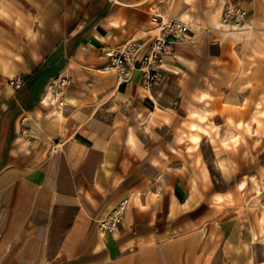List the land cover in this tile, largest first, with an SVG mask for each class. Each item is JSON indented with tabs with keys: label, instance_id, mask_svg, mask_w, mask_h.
Wrapping results in <instances>:
<instances>
[{
	"label": "crops",
	"instance_id": "1",
	"mask_svg": "<svg viewBox=\"0 0 264 264\" xmlns=\"http://www.w3.org/2000/svg\"><path fill=\"white\" fill-rule=\"evenodd\" d=\"M227 3L246 11L233 33L219 28ZM158 17L187 21L188 40L163 63L162 80L141 91L136 70L121 80L104 69V51L133 42L138 57ZM197 46L205 65L198 90ZM240 49L254 63L239 56ZM260 54L264 0H0V264H196L208 258L219 203L207 166L179 154L180 143L162 134L179 124L168 100L177 88L168 80L180 79L174 71L182 68L186 94L210 98V111L223 114L220 129H239L247 119L257 134H244L237 145L264 157V116H255L256 124L222 106L262 95L264 111V88L261 95L254 88L264 64ZM15 75L18 89L6 83ZM56 76L67 83L49 86ZM244 81L251 87H240ZM194 124L188 129L199 127ZM235 144L224 142L227 149ZM122 198V220L113 233H101L96 221Z\"/></svg>",
	"mask_w": 264,
	"mask_h": 264
},
{
	"label": "rangeland",
	"instance_id": "2",
	"mask_svg": "<svg viewBox=\"0 0 264 264\" xmlns=\"http://www.w3.org/2000/svg\"><path fill=\"white\" fill-rule=\"evenodd\" d=\"M225 5L220 11L218 21L221 25L219 28L224 27L225 31L229 33L236 32L243 26L244 22L237 26L232 23L230 25L223 24L221 14ZM188 33L186 40L182 43L188 40ZM200 36L197 41L200 42L199 46H202L204 39ZM233 39L237 40L235 35ZM242 39L250 40L251 37L245 36ZM240 51L239 56L249 60V65L254 63L249 56L250 54L244 52L243 55L244 50L240 49ZM196 52L201 58V65L198 66L199 70L195 74V88L198 90L203 87L201 80H203L205 65H203L204 50L202 47L197 46ZM210 53L215 54L216 49H211ZM260 56L264 57V54H260ZM162 66L163 64L159 70V77L154 82L162 80L164 75ZM181 71H174V74L180 76V79H175L174 82L168 80L170 85L172 84L177 88V92L168 96V100L170 108L175 110L174 116L179 120V124L163 130L162 134L165 138L180 143L179 154L185 153L186 156L193 154L195 162L207 166L210 173V189L213 199L219 203L213 228L216 237L211 247V255L208 258H202V260L197 259L196 264H264V157H252L246 153L245 148L237 145V141L240 140L241 143L244 134H257V131L251 129L247 119L239 129H220L218 123L223 114L210 111V98L201 94V96L186 94L189 90L188 74L184 73L182 68ZM258 71L259 75L257 74L256 78H259L260 85L256 84L254 88L259 89L261 95V90L264 88L262 85L264 64L259 66ZM168 72L173 74L171 70ZM181 78H184L185 81ZM162 83L166 84L167 82L163 81ZM250 84V81H244L240 87L248 86L250 88ZM140 90L142 91V89ZM249 92L251 93V91ZM255 93L256 90L254 89V95ZM262 98V95L259 99L256 96L234 98L232 102L236 101L235 105L222 103V106L235 108L239 111L240 116H247L249 122L253 120L256 123L255 116L260 118L264 116ZM251 104H253V110L258 111L246 112V105ZM191 109L201 111L204 114H198L195 111L190 112ZM224 116V124L230 125L232 121L230 114ZM188 122H194L199 127L191 131L187 127ZM239 125H241L240 119L237 121V126ZM260 135L264 136V129L260 131ZM191 136H195L192 137L193 142L190 140ZM228 140L229 142H236L233 148H231L232 145L228 149L225 147L224 142H228Z\"/></svg>",
	"mask_w": 264,
	"mask_h": 264
},
{
	"label": "built area",
	"instance_id": "3",
	"mask_svg": "<svg viewBox=\"0 0 264 264\" xmlns=\"http://www.w3.org/2000/svg\"><path fill=\"white\" fill-rule=\"evenodd\" d=\"M245 16L246 11L241 7L226 4L222 10L221 22L237 26L244 21ZM155 29L156 33L138 57H136L140 48L138 43L128 42L105 50L106 65L104 69L115 72L117 79L121 80L128 79L130 70H136L139 87L142 90L149 89L159 77L161 65L168 57L173 56L175 47L186 40L189 26L181 19L166 18L163 20L158 17ZM7 83L14 89H18L21 85V78L15 75L9 78ZM66 83L65 77L56 76L50 81L49 86L61 87ZM57 105H61V102L57 101ZM126 205V198L119 200L103 218L96 221L98 230L101 233H113L122 220Z\"/></svg>",
	"mask_w": 264,
	"mask_h": 264
},
{
	"label": "bare ground",
	"instance_id": "4",
	"mask_svg": "<svg viewBox=\"0 0 264 264\" xmlns=\"http://www.w3.org/2000/svg\"><path fill=\"white\" fill-rule=\"evenodd\" d=\"M162 19L164 20V19H166V17H163ZM144 91H149V89L144 90ZM189 127H190L191 129H194V126H193V125H190Z\"/></svg>",
	"mask_w": 264,
	"mask_h": 264
}]
</instances>
